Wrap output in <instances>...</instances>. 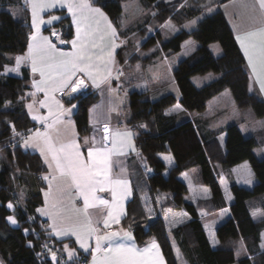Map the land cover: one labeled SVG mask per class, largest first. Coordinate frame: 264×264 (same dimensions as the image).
I'll list each match as a JSON object with an SVG mask.
<instances>
[{
  "label": "trees",
  "instance_id": "obj_1",
  "mask_svg": "<svg viewBox=\"0 0 264 264\" xmlns=\"http://www.w3.org/2000/svg\"><path fill=\"white\" fill-rule=\"evenodd\" d=\"M3 1L19 6L22 13L18 12L19 19L16 20L10 13L0 12V261L3 264H51L46 259L58 252L61 264H87L83 255L73 261L63 257L61 242L48 236L45 222L37 212L43 203L45 184L42 176L46 167L36 153L21 147L24 135L33 128L25 109L26 95L30 90L29 73L23 67H18L17 74L5 73L8 66H15L14 58L21 57L27 50L31 34L30 17L24 0ZM140 1L145 6H154L159 22L171 19L181 25L203 11V7L197 4L179 6L184 0L170 3L164 0ZM228 1L231 0H216L211 4L220 6ZM90 2L106 14L121 36L119 18L123 0ZM62 22L66 38H70V22L67 19ZM187 40L195 41L199 47L172 70L180 97L166 95L149 101L146 92L127 87L124 109L126 125L132 131L136 149L146 165L143 173L147 181L145 192L153 198L170 196L174 207L183 209L190 219L170 231L159 217L148 221L140 203L141 191L134 190L122 225L133 233L139 246L151 241L157 243L166 264H178L174 249L184 264H264V253L258 249L264 219L254 221L247 205L250 198L264 195V157L258 160L253 154L255 148L264 145V140L260 141L255 136L244 137L236 126H230L221 133L224 136L221 145L219 133L203 132L197 127V122L182 121L170 111L179 105L186 112L201 113L210 100L228 90L237 108H250L257 117H264V101L248 90L249 75L244 57L221 10L201 19L194 30H180L161 46L163 50L176 53ZM149 41L145 44H154L152 39ZM213 43L219 44L221 56L214 57L208 50L207 46ZM117 56L119 64H124L121 51ZM210 72L220 75L219 78L201 88L193 85L192 77ZM68 100L66 103L77 105L74 122L78 135L88 134L87 111L96 102V97L80 95ZM13 126L20 135H14ZM165 154L171 158V165L162 159ZM245 162L250 166L255 185L248 190L231 184V200L226 205L217 181L218 168H233ZM193 169L198 170L199 182L211 193L210 198L202 203L204 211L213 213L228 207L229 216L215 229L216 246L208 239L198 208L184 201L188 188L179 176ZM8 203L15 208L13 216L19 224L16 231L5 223L8 215L5 206ZM28 220L32 221L31 226H23ZM22 229L29 231L28 238L22 235ZM27 242L33 243L32 249L26 247ZM41 244L45 245L44 252L39 249ZM241 248L247 252L246 255L238 254Z\"/></svg>",
  "mask_w": 264,
  "mask_h": 264
},
{
  "label": "crops",
  "instance_id": "obj_2",
  "mask_svg": "<svg viewBox=\"0 0 264 264\" xmlns=\"http://www.w3.org/2000/svg\"><path fill=\"white\" fill-rule=\"evenodd\" d=\"M24 1L28 3V8L30 11V24L32 27L31 36L36 35L37 39L31 41L30 39L28 40L26 53L22 57L28 55L29 43H31L33 45L32 56H35L37 58V67L41 66L42 62L39 59L41 52L39 51V47L43 45V42L39 40V37L45 36L49 38L46 33V29L55 25L59 20L53 21L51 25H48L47 23L40 24L39 20L43 19L47 21L52 15L60 17V19L68 18L73 30L72 38L67 40L69 41V43H67V47H60L56 45L58 53H69L75 51L70 41H72L76 37V26L73 24L72 14L68 11L67 7H61L58 4L54 8L48 7L43 11H40L39 8H37V26L39 29V31L37 32V30L32 26L33 4L30 3L29 0ZM164 1L166 3H170L180 0ZM45 2L51 3V0H45ZM77 2H79V0H77ZM87 2L92 8H98L92 5L89 0H87ZM183 2H191L189 4L194 3L195 5L197 4L201 6L199 3L200 0H188ZM215 10H221L224 14L226 21L234 35L236 43L244 57L245 68L249 75V92L254 95L257 94L264 100V91H261V83H264V59H262L260 55L261 41L264 40V36H262L259 32L260 29H264V12L259 9L256 0H231L220 5V7L216 8ZM100 12L103 13V16L94 12H85V15L88 17V20L85 23L90 25L96 44V47H92L91 44H89L85 63H91L93 65L92 77L95 79L96 84L94 85L93 79H90L83 72H77L73 77V79H83L85 84L94 92L93 95L96 97V102L91 105L87 111V122L89 127L88 134L80 137L77 133L73 118L77 110V105L72 104L76 105V107L73 108L72 105L66 104V102L69 101V95L66 96L69 91H65L64 93H62L60 91L53 92L51 91V89H49L47 97L48 106L52 107L53 111L56 114H59L57 111L58 104L54 103V101H58L63 105L65 109H71L70 114L65 113L63 116H61V120L63 121V123H58L54 128L43 129L41 128V125L44 123L43 121L32 119L33 115L47 117L48 123H51L53 117L49 115L48 107H41L40 101H44L46 99L44 92L37 91L34 87V81L39 82L41 80L40 72L32 71L31 57L22 61L23 68L25 67L28 70L30 78V90L26 95L25 109L30 117V120L33 123V128L31 129V131L27 132L24 135L21 141V147L23 149L25 140H28L29 137H31L32 139L29 140L30 146H24L25 148L23 150L36 153L46 167V172L42 176L43 182L45 184V188L42 192L43 203L39 209H43L47 214H42L38 210L37 212L41 220L45 222V228L48 231V236H50L53 241L61 242L63 250L67 255L66 257L68 261H73L76 258H79L80 255H83L87 259V264H93V252L96 249V235L116 233V235L112 237V240L115 242V244L123 243L126 246L134 245L136 250L144 248L149 249V252L143 258L144 264H166L162 251L157 243H155L157 245L156 248L151 247L153 241L144 246H139L136 243L133 233L131 231L125 230L124 226L122 225V221L127 214L128 204L133 198L134 190L141 191V194L139 196L140 203L147 219L153 220L157 217H160L161 212L160 209H157L156 206H147L148 208L154 207V213L150 212V215L152 216L151 218L148 216V212L145 207L146 204L148 205V202L145 201V198H150L149 194L145 192L147 189V181L145 185H143L138 178L140 176L141 168H143L144 166L142 164V161L144 162V159L136 149L132 131L126 125V112L124 109V105L127 95L125 90L121 86V83L125 84L126 82L125 80L121 82L120 77L122 78L126 76L127 73L124 71V69L120 68L117 56V53L121 50L122 45L120 39L118 38V31L115 29L114 25L102 10H100ZM55 13L59 14L56 15ZM109 25L111 27H109ZM182 25L178 26L179 30L177 29V32H179L180 30L187 31L182 28ZM113 30H115V35H113ZM247 32L256 33L255 36L249 37L244 41V45L248 50L249 56L245 55V49L241 47V42L237 40V36L243 37V35ZM49 40L51 41L50 38ZM192 47V53H194L198 49L199 45L192 44ZM207 48L214 57H219L222 55L221 49L219 47H216L215 45H208ZM109 53H111V55H109ZM88 56L91 57L90 61L87 59ZM100 56H103V59H99L98 57ZM249 57L252 58V63L256 67L255 73L253 72L252 66L249 65ZM166 62L168 66V58ZM128 78L130 79V77ZM206 78L214 79L213 81H215V79H218L217 76ZM191 81L193 85H198V83H202L200 85H206L207 83H205V79L191 78ZM132 89L135 90V87H132ZM33 93H35V95H32ZM173 95L179 97V91L177 87L174 90ZM28 104H32L31 114L29 109L27 108ZM69 120L71 121V123H68ZM105 125H107L109 130V139L107 141L103 139V137L105 136ZM37 130H39L41 133L47 131L48 134L53 138H55L57 134H59L61 139L64 141H75L76 144L79 145L81 156L84 160H87L88 158V149L90 147H106L108 149V152L106 153L107 161L105 168L107 178L109 180L121 179L123 181H126V183L120 185L106 184L104 191H100L98 185L97 191H95L94 193V196L96 197L94 206L89 207L85 211L84 198L83 196L79 195L75 186L71 185L70 181L66 183L65 179L59 176V173L55 170V164H53L52 169H49L48 164L45 163V159L43 156H41L40 151V148L44 147V142L41 138L36 137L35 133ZM115 133H130L131 135L116 136L114 135ZM251 136L257 137L260 141L264 140L263 138H260L258 132H252L248 137ZM86 139L87 143H85ZM223 142L224 137H222L220 141L221 145H223ZM36 145H39V147H37ZM168 158L169 157L167 156V154L162 156V159L165 162L167 161L168 165H171L172 161ZM48 159L49 161L51 160L50 155ZM54 175L57 177V179H52ZM45 176H48L47 180L43 178ZM97 179L103 181L105 180V177L101 175L97 176ZM113 188H115L117 193L115 202H113ZM46 193L48 194L47 203L45 195ZM100 200L107 201V203L101 204ZM228 202L230 203L229 198ZM53 204H55V208H53ZM165 208H163L165 210H163L164 214L165 212L168 214L169 210ZM156 210L158 213H156ZM109 212H112L113 214L111 218L108 215ZM217 212L218 214L223 212V220L218 222L219 225L229 216V211L226 207L225 209L219 210ZM54 213H56V215H52ZM220 216L221 215H219V217ZM53 220H55L57 228L67 227L72 222H76L81 225V238L84 240L88 251H85L84 248L80 247V244L77 242L76 236L72 235L71 233L58 237L54 233L52 228ZM89 220H91L92 222L91 227H95L97 229V233L92 235L91 237H89L87 233V222ZM106 220L108 221L107 227H105ZM126 233L128 235H125ZM262 234H264V231L262 232ZM262 234L260 243L262 240ZM65 244H67L69 250L74 253V256L71 260L69 259L68 254L64 249ZM108 244V240L101 241V251L95 252L97 264H103V259L106 255L103 249L108 247ZM115 244L113 246H115Z\"/></svg>",
  "mask_w": 264,
  "mask_h": 264
},
{
  "label": "rangeland",
  "instance_id": "obj_3",
  "mask_svg": "<svg viewBox=\"0 0 264 264\" xmlns=\"http://www.w3.org/2000/svg\"><path fill=\"white\" fill-rule=\"evenodd\" d=\"M214 1L216 0H200L199 3L203 7L202 13L197 17L185 21L183 25L181 24L182 28L187 31L196 29L201 19L209 16L216 11V8L220 7L211 4V2ZM24 2L30 17L28 3L26 1ZM181 5L187 6L185 2H182L179 6ZM192 5L195 6L194 3H192ZM121 9L122 13L119 18V32L121 33V36H119L118 34V38L120 39L122 45L120 51L121 59L123 60L124 64H119V66L127 73L126 76L122 78L120 77L121 82L124 80L126 82L125 84H123L119 81L122 84V88L126 90L127 87L132 88V84H134L135 90L137 92L147 93L146 97L149 101H155L162 96L173 95L174 90L177 86L173 77L172 70L177 63L186 59L192 54V44H198L193 40H188L187 42L185 41L186 43L183 44L181 50L176 53L172 52L171 50H163L161 44L169 41L177 33L179 25L176 24L174 20L172 21L171 19H167L164 22H159L158 18L155 16L154 6H145L140 0H123V2L121 3ZM2 11L10 13L16 20L19 19L18 12L22 13V11L19 10V6L11 4L8 1L4 2L3 0H0V12ZM55 14L58 15L59 13ZM65 19L69 20L68 18H61L55 25L46 29V33L51 41L60 47H67V43H60L61 39L67 41L72 38V36L70 38H66L65 28L62 24V21ZM193 21L194 23H192ZM53 31L58 34L59 39H57L56 35H53ZM150 39H152L154 44H145L146 41H148L147 43H150ZM210 45H215L216 47L220 48L218 43H213ZM165 54L167 57L165 56ZM129 56H131V58H129ZM17 57L14 58L15 66H8L5 69L6 74H17L19 72V68H17L16 63ZM167 58L168 66L166 62ZM19 67H23L22 62L20 63ZM11 69H16V71H10ZM214 76H217L219 78L220 75L210 72L203 76H194L192 78L205 79V83L207 82V85L210 82H213L214 79H208L206 77ZM128 77H130V79ZM200 84L202 83H198V85L194 86L196 88L205 86ZM93 93L94 92L86 85L84 88L79 89L75 93L68 92L66 96L69 95L68 99H70L72 97L78 98L80 97V95H93ZM256 96L258 99L264 101L262 97L258 96L257 94ZM179 97L177 96V98ZM66 104L72 105L75 103L71 102L69 104ZM173 113L179 116L180 120L182 121L188 120L190 122H197V127L202 129L203 132L210 131L219 133V142L221 141L222 137H224L221 133L224 131V129L230 126H236L244 137L250 136L252 132H258L260 138L264 139V117H257L253 110L250 108H237L228 90L223 91L219 95L215 96L212 100H210L207 104L206 109L201 113H189L182 110L181 108H176ZM41 128L45 129L44 123L41 125ZM24 148L25 147L23 146V149ZM262 148H255L253 150V154L258 160L264 157V148ZM168 159L171 160V158ZM142 164L144 166L143 168H141L140 176L138 178L140 182L145 185L146 179L144 177V174L146 165L143 161ZM218 169L217 181L226 205H228L229 203L228 198L229 200H231V195L229 192V187L231 184L235 183L248 190H251L255 185V179L253 177L252 171L249 164L246 162L233 168ZM179 179L184 181L188 188L187 193L184 196V201L187 203H193L198 208L199 218L203 222L208 239L209 241H211V244L213 246H216L217 241L215 238V229L218 225V222L223 220V212L218 214L217 211L213 213L204 211L202 203H205V201L210 198L211 193L207 187L203 186L199 182V173L197 169H193L180 175ZM248 180H251V183H248ZM145 201L148 202V205L146 204L145 207L147 209L149 217L152 218L150 212L154 213V207L148 208L150 205L156 206L157 209H160L161 216L159 218L166 221L165 222L163 220L168 231L175 229L176 227L184 224L190 219L183 209H177L174 207V204L170 196L168 195H161L160 197L156 198H145ZM247 205L250 206L252 219L254 221H260L264 219V195H258L256 197L250 198L247 201ZM163 208L168 209L169 213L167 214L165 212L164 214L165 210ZM156 213H158L157 210ZM219 215L221 216L219 217ZM147 220L151 221L149 219ZM31 222L32 221L28 220L23 226H31ZM262 244H264V238H262L258 248L261 253H264V248L261 247ZM41 246L45 247L44 244H41L40 247ZM46 246L48 247L49 245ZM238 254L242 256V254L246 255L247 252L243 248H241L238 250ZM66 256L67 255L64 252L63 257L67 258ZM174 256L178 264H184L176 249H174ZM248 258L251 257L249 256Z\"/></svg>",
  "mask_w": 264,
  "mask_h": 264
},
{
  "label": "snow or ice",
  "instance_id": "obj_4",
  "mask_svg": "<svg viewBox=\"0 0 264 264\" xmlns=\"http://www.w3.org/2000/svg\"><path fill=\"white\" fill-rule=\"evenodd\" d=\"M29 2L33 4L32 26L34 29L37 30V32L39 31L37 26V8H39L40 11H43L45 8L48 7L54 8L58 4L61 7H67L68 11L72 14L73 24L76 26V37L75 39L70 41L75 51L69 53H58L56 44L54 42L50 41L48 37L40 36L39 40L43 42V45L39 47V51L41 52L39 59L42 62L40 67H37V58L35 56H32L33 45L31 43H29L28 55L16 58L18 68L23 60L31 57L32 71L40 72L41 80L39 82L34 81V87L37 91L44 92L46 99L44 101H40V104L41 107H48L49 115L52 116L53 119L51 123H48L47 117L33 115L32 119L43 121L45 129H49L54 128L55 125H57L58 123H63V121L61 120V116H63L65 113L70 114L71 112V109H65L63 105L60 104L58 101H54V103L58 104L57 111L59 114H56L53 111L52 107L48 106L47 97L49 89H51V91L53 92L60 91L64 93L65 91H69L70 93H75L79 89L84 88L86 85L83 79H73L77 72H83L90 79H93L94 85L96 84L95 79L92 77L93 65L91 63H85L89 44H91L92 47H96L93 31L91 30L90 25L85 23L88 20V17L85 15V12H94L98 13L101 16H103V13H101L98 8H92L87 2V0H79V2H77V0H51V3H47L45 2V0H29ZM256 3L258 4L259 9L264 12V0H256ZM181 6L183 7V5ZM57 20H60V17L52 15L47 21L40 19L39 23H47L48 25H51L53 21ZM192 23H194V21ZM109 27L111 26L109 25ZM259 32L262 36H264V29H260ZM53 35H56L57 39H59V36L55 31H53ZM113 35H115V30H113ZM255 35V32H247L243 35V37L237 36V40L241 42V47L245 49L246 56H249V53L247 48H245L244 41L247 40L249 37H253ZM29 39L30 41L36 40L37 36L32 35L29 37ZM60 43H69V41L61 39ZM109 55H111V53H109ZM260 55L262 59H264V40L261 41ZM98 58L103 59V56H100ZM87 59L90 61L91 57L88 56ZM249 65L252 66L253 72L255 73L256 67L255 65H253L251 57H249ZM10 71H16V69H11ZM261 91H264V83H261ZM32 95H35V93H33ZM72 107L75 108L76 105H72ZM179 107V105L176 106L177 109ZM27 108L29 109L31 114L32 104H28ZM174 110L175 109H172L170 111ZM165 114L167 115L168 113ZM68 123H71V121L69 120ZM142 127H144V125H142ZM104 131L105 136L103 137V139L107 141L109 139V130L107 125H105ZM13 133L14 135H20V133L15 132L14 126ZM35 135L36 137L41 138L44 142V147L40 148V151L41 156H43L45 159V163L48 164L49 169H52L53 164H55V170L59 173V176L61 178H64L66 183L70 181L71 185L75 186L79 195L83 196L84 198L85 211L89 207L94 206V202L96 200L94 193L95 191H97L98 185L99 190L104 191L106 184L120 185L126 183V181H123L121 179L109 180L107 178L105 168L107 161L106 153L108 152V149L106 147H90L88 149V158L87 160H84L81 156L79 145L76 144L75 141H64L61 139L59 134H57V136L53 138L48 134L47 131L41 133L39 130H37ZM114 135L130 136L131 134L115 133ZM31 139L32 138L29 137L28 140H25V147L30 146L29 140ZM85 143H87V139L85 140ZM36 146L39 147V145ZM49 155L51 156L50 161L48 159ZM101 175L105 177V180L102 181L97 179V176ZM43 178L47 180L48 176H45ZM52 179H57V177L54 175ZM247 182L251 183V180H248ZM112 194L113 202H115L117 196L115 188L112 189ZM45 195L47 203L48 194L46 193ZM22 199L23 196H21V200ZM100 203L106 204L107 201L100 200ZM8 207L10 209L13 208V204L9 203ZM53 208H55V204H53ZM38 211H40L42 214H47L43 209H38ZM52 215H56V213ZM108 215L111 218L113 214L112 212H109ZM7 220L13 225L17 224V221L13 216H8ZM87 223V233L89 237H91L92 235L97 233V229L95 227H91V220H89ZM107 225L108 221L106 220L105 227H107ZM81 227L82 226L76 222H72L67 227L63 228H57L55 220H53L52 224L53 231L58 237L71 233L72 235L76 236L77 242L80 244V247L84 248L85 251H88L84 240L81 238ZM25 232H27V229H25ZM115 235L116 233L96 235V249L93 252V264H97L95 252L101 251V241L103 240L109 241L108 247L103 249V251L106 253L103 259V264H144L143 258L149 252V249L144 248L136 250L134 245L126 246L123 243L115 244V242L112 240V237ZM125 235L128 234L126 233ZM262 238H264V234H262ZM114 244L115 246H113ZM29 246L31 247V244H29ZM151 247H157L154 241ZM261 247L264 248V244H262ZM64 249L67 252L69 259L71 260L74 256V253L69 250L67 244H65ZM52 260L54 264H61V262L57 261V257L55 254L52 255ZM0 264H3V261H0Z\"/></svg>",
  "mask_w": 264,
  "mask_h": 264
},
{
  "label": "water",
  "instance_id": "obj_5",
  "mask_svg": "<svg viewBox=\"0 0 264 264\" xmlns=\"http://www.w3.org/2000/svg\"><path fill=\"white\" fill-rule=\"evenodd\" d=\"M9 204V203H8ZM8 204L5 206V209H6V211H7V213H8V215L5 217V223H6V225L11 229V230H13V231H16V230H18L19 229V224H18V222H17V224L16 225H13V224H11V223H9V221L7 220V217L8 216H13V213H14V211H15V208H14V206H13V208H9L8 207ZM14 217V216H13ZM15 218V217H14ZM17 221V220H16ZM21 233H22V235L25 237V238H28V236H29V231L27 230V232H25V229H22L21 230ZM29 244H31V247L29 246ZM26 247L27 248H33V243L32 242H27V244H26ZM48 262H50L51 264H54V262H53V260H52V257H48L47 259H46Z\"/></svg>",
  "mask_w": 264,
  "mask_h": 264
},
{
  "label": "built area",
  "instance_id": "obj_6",
  "mask_svg": "<svg viewBox=\"0 0 264 264\" xmlns=\"http://www.w3.org/2000/svg\"><path fill=\"white\" fill-rule=\"evenodd\" d=\"M84 90H85V89H84ZM39 249H40L41 252H44L45 247H44V246H41V247L39 246ZM54 254L56 255L57 259H60V258H61V254H60V253L55 252ZM51 257H52V256H51ZM79 264H86V263L81 262V263H79Z\"/></svg>",
  "mask_w": 264,
  "mask_h": 264
},
{
  "label": "bare ground",
  "instance_id": "obj_7",
  "mask_svg": "<svg viewBox=\"0 0 264 264\" xmlns=\"http://www.w3.org/2000/svg\"><path fill=\"white\" fill-rule=\"evenodd\" d=\"M59 259H57V261H58Z\"/></svg>",
  "mask_w": 264,
  "mask_h": 264
}]
</instances>
